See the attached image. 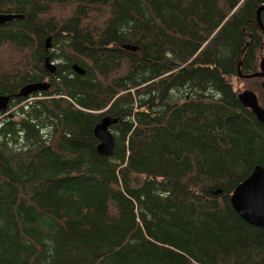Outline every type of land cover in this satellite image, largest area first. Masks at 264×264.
Segmentation results:
<instances>
[{"label": "trees", "instance_id": "16d2710c", "mask_svg": "<svg viewBox=\"0 0 264 264\" xmlns=\"http://www.w3.org/2000/svg\"><path fill=\"white\" fill-rule=\"evenodd\" d=\"M261 6L0 0L24 16L0 26V264H264V230L229 201L264 168V125L237 99ZM49 77L51 92L15 96ZM104 116L118 120L110 157L93 132Z\"/></svg>", "mask_w": 264, "mask_h": 264}, {"label": "water", "instance_id": "95a60500", "mask_svg": "<svg viewBox=\"0 0 264 264\" xmlns=\"http://www.w3.org/2000/svg\"><path fill=\"white\" fill-rule=\"evenodd\" d=\"M264 10V6L258 9V13ZM24 19L20 14H4L0 13V26L11 23L15 20ZM259 22V21H258ZM259 26H261L259 22ZM262 28V26H261ZM51 43L50 37L45 41V48H49ZM123 49L135 52L138 50L137 46L123 45ZM259 71L245 75L242 73L240 67L241 63L237 65V76L241 79L264 78V58L259 62ZM45 67L51 73H55L56 67L51 64L48 59L45 60ZM73 70L78 74H83V70L77 66H73ZM48 82H38L27 84L20 89L15 95L17 98H28L31 95L46 92L49 88ZM11 96H0V111L6 110ZM239 103L250 110L255 118L264 123V107L258 103V98L252 91L243 90L237 94ZM118 120L104 116L100 123L94 128V137L98 141L96 150L99 155L103 157H110L113 153V134L110 127ZM220 193L216 191L215 194ZM230 205L235 213L247 224L264 230V168L255 166L251 173L235 186L231 196Z\"/></svg>", "mask_w": 264, "mask_h": 264}, {"label": "flooded vegetation", "instance_id": "af4514ba", "mask_svg": "<svg viewBox=\"0 0 264 264\" xmlns=\"http://www.w3.org/2000/svg\"><path fill=\"white\" fill-rule=\"evenodd\" d=\"M262 11H263V14H261L262 13ZM264 15V10H261L259 13L257 12V16H256V19H257V25H258V29L261 31V32H264V22H263V16ZM260 22V24H261V26H262V28H261V26H259V22ZM263 22V23H262ZM46 51H48L49 53H51V52H54L53 51V48H52V43H50V47L47 49L46 48ZM260 51H261V53H260V57H259V59L256 61V63H255V66H256V70L254 71V72H251V73H249V74H252V73H255V72H258L259 71V62H260V60H261V58H264V45L261 47V49H260ZM48 59V58H47ZM49 60V59H48ZM53 63V65L57 68V66L60 64V63H57V62H52ZM46 69V68H45ZM47 70V69H46ZM47 73L50 75V76H54L53 74H51L48 70H47ZM55 73H56V71H55ZM249 74H245V75H249ZM50 78V77H49ZM250 80V79H249ZM253 81H252V88L253 89H244V90H249V91H252L253 93H255V95L257 96V98H258V103H259V105L260 106H263L264 107V102L261 104V102H262V99L260 98V95L258 94V93H260V92H263L264 93V78H254V79H252ZM49 89H50V87H49ZM243 91V90H242ZM48 92V91H47ZM241 92V91H240ZM264 100V99H263ZM250 111V110H249ZM252 113V112H251ZM253 115V114H252ZM254 116V115H253ZM254 118H255V116H254ZM256 119V118H255ZM256 121L258 122V123H260V124H262V125H264V123H261V122H259L257 119H256ZM246 178V177H245ZM244 178V179H245Z\"/></svg>", "mask_w": 264, "mask_h": 264}, {"label": "rangeland", "instance_id": "374dc122", "mask_svg": "<svg viewBox=\"0 0 264 264\" xmlns=\"http://www.w3.org/2000/svg\"><path fill=\"white\" fill-rule=\"evenodd\" d=\"M51 64H53V63H51ZM241 79V78H240ZM44 82H48L49 83V87H50V89L49 90H47L48 92H51L52 90H53V87L51 88V86H53V84H52V82H51V79L50 78H46L45 80H44ZM35 98L34 97H31V98H29V99H27V101H32V100H34ZM264 102V100L262 99V102H261V104ZM12 111V110H11ZM11 111H9L8 113H10Z\"/></svg>", "mask_w": 264, "mask_h": 264}]
</instances>
